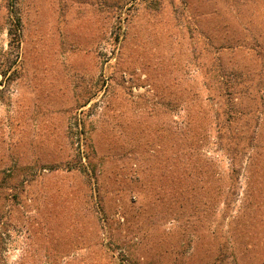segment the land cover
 Listing matches in <instances>:
<instances>
[{
	"label": "rangeland",
	"instance_id": "1",
	"mask_svg": "<svg viewBox=\"0 0 264 264\" xmlns=\"http://www.w3.org/2000/svg\"><path fill=\"white\" fill-rule=\"evenodd\" d=\"M109 3L116 7L114 14L106 10L111 8ZM16 6L12 11L22 18V74L16 82L11 80V71L0 75V182L8 178L4 169H13V181H20L26 177L25 166L35 169L41 159L52 163L75 153L77 140L71 137L74 130H68L70 119L89 107L76 110L77 95L99 87L102 74L114 72L120 77L123 72L124 86L115 88L106 118L86 128L95 161L105 171L98 182L112 198L105 209L111 216L116 211L111 217L115 237L124 236L116 224L119 206L134 215L133 231L128 233L131 240L122 238L121 249L112 245L111 263L207 264L215 259L221 243L216 237V223H220L233 252L226 264H264V50L260 48L264 43V0H120L119 4L116 0H17ZM7 13L6 0H0V54L8 50ZM118 14L123 27L115 29L114 35L121 31L120 41L116 48L106 46L102 41L105 29ZM220 41L230 47L220 50ZM206 43L211 44L204 47ZM194 45L206 52L208 63L215 65L221 56L228 69L248 72L251 85L247 90L251 93L252 85L256 86L258 97L262 96L255 103L245 97L244 107L251 114H245L233 129L240 135L255 132L254 146L260 156L257 175L251 179L258 189L252 203L258 202L261 209L253 205L238 213L241 202L236 199L231 218L216 214L207 179L206 193L197 188L196 202L206 200L205 221L203 213L197 214L202 222L189 227L185 217L165 214L172 198L163 172L168 151L164 127L166 104L180 99V93L176 94L180 71L196 69ZM111 49L115 54H110ZM204 81L198 76L191 84L199 92L201 106L208 109ZM102 100L104 93L99 92L90 103L98 102L101 107ZM203 151L210 161L216 155L211 142ZM244 169L239 179L240 199L247 189ZM131 174L139 180L126 186ZM82 181L50 175L33 182L18 203L5 202L9 237L1 252L2 263L90 264V259L107 263L111 252L106 254L87 243L83 195L88 187ZM131 195L136 198L133 206ZM136 240L137 246L132 244ZM122 250L130 251L137 262L118 259Z\"/></svg>",
	"mask_w": 264,
	"mask_h": 264
},
{
	"label": "trees",
	"instance_id": "2",
	"mask_svg": "<svg viewBox=\"0 0 264 264\" xmlns=\"http://www.w3.org/2000/svg\"><path fill=\"white\" fill-rule=\"evenodd\" d=\"M116 1L118 4L120 3V0ZM105 2L108 3L109 1ZM16 4L17 0H6L9 18V27L7 29L8 50L0 54V75L4 77L7 71H11L12 82H16L22 74L19 52L22 43V18L19 13L12 11ZM109 4L111 8L106 10L111 9L114 14L116 11L113 8L116 7L113 6L114 3ZM121 20V16L118 14L112 24L105 29L102 41L106 46L114 45L115 48L117 47L121 31L119 30L120 32L115 35L114 32L115 29H122ZM194 40L195 38H191V41ZM195 41L197 42V40ZM227 43L220 41L218 48L227 50L230 47L224 45ZM210 44L206 43L204 47H209ZM260 48L264 50V43H262ZM114 50L111 49V55L115 54ZM193 50L196 51L193 56V60L197 62V65H194L196 69L192 70L191 73L186 72V70L180 71V91H176V94L180 93V99L169 101L166 104L168 121L165 124L164 132L168 151L163 171L170 186V196L172 198V202L167 205L168 211L165 214L167 216L185 217L184 221L187 222L189 227H193L195 222H202V217H196L197 214L203 213V223L205 221L206 200H201L199 205L196 202L199 189L206 193L205 182L207 179L210 180L211 184L210 190L208 189L211 194V206L214 207L216 214L222 213L223 217L231 218L234 204L236 205L238 201L236 199L241 202L237 206L238 213L243 214L245 210L250 209L254 205L252 200L255 198L258 189L253 186L255 181H251V179H254L253 176L257 175L256 169L260 156L254 146L256 140L255 132L249 131L244 135H240L235 133L233 129L243 119L245 114H251V111H246L244 107L245 97L248 99L252 98L254 103L258 102V98L262 100V96L258 97L260 92L256 86L252 85L253 90L251 93L247 90L248 85H251V83H248V72H243L241 69H228L221 62V56L216 59L215 65L210 64L206 58V52L201 49L197 50V45H194ZM106 61L109 60L106 59ZM189 65L190 62H187V67ZM121 74L120 77H117L114 72L104 73L101 76L99 87L92 86L87 92L77 95L76 110L88 105L89 107L85 111L75 112L70 119L71 123L68 130H74L71 137L76 138L77 142L75 144L77 147L75 153L70 155L68 159H58L52 163H47V161L41 159L37 162L35 169L25 166L24 168H27L28 171L26 172V177L20 181H13L11 175L13 169H4L3 174H7L6 177L8 176V178L0 182V264H4L1 261V252L5 250V246L8 243L6 239L9 237L5 222V202L10 200L18 203L20 195L25 191L28 192L30 187L33 186V182L54 174H61L65 177L71 176L80 179V181L83 179V185L85 188L88 187L83 195L87 204L85 218L88 231L90 230L89 232L87 231V243L89 247L102 248L106 254L111 252L109 257H107L109 260L106 264H112L110 258L114 253L113 244L121 249L122 245L118 244L122 238L127 241L131 240L128 233L133 231L131 222H134V215L119 205L121 209L120 219L116 221V224L121 227L120 232H124V236L120 239L115 237L112 232L111 225L114 221H111V217L116 211L111 216L105 209V203L112 198L107 195V187L103 183L99 184L98 182V179L104 176L105 171L100 169L97 161H95L91 137L87 135L86 130L87 126L93 121L106 118V113L113 105L115 88L124 86L125 80L122 77L124 73L122 72ZM198 76L205 80L202 85L208 92V98L205 99L206 101L209 99L210 105L208 109L201 106L202 101H200L199 92L191 84ZM141 84L144 86V83ZM99 92L104 93L101 107L98 106V102L90 103ZM141 101L144 102L146 99L141 97ZM179 111L180 114L178 113ZM209 111L211 115H209ZM252 115L256 116L254 119L258 124V117L254 111ZM207 127L209 130L206 129ZM66 138L69 140V136H66ZM210 142L216 154L211 161L207 158L205 151H203V146ZM243 163H245L246 168ZM208 165L210 166L208 167ZM243 169L248 173L246 178L247 189L244 190V193L241 192L244 198L240 199L239 179ZM130 171L133 173L134 170L131 169ZM126 180L128 182L126 186H128L138 181L139 178L131 174L130 178ZM200 182H202V186L197 187V183ZM60 190H62L61 187L58 189V194ZM135 199L133 195L129 196V203L132 206L135 203ZM119 200L117 201L120 204ZM112 202L116 203L113 200ZM254 206H256V209H261L258 202ZM197 209H199V213L196 212ZM141 212L144 213L145 210ZM120 221H122L121 224ZM220 227L221 224L216 223V237L221 241L218 252L215 259L207 264H226V258L233 254L227 242V237ZM132 244L137 246L138 241L136 240ZM184 256L188 259V255ZM233 257H236L235 253ZM90 258L91 255L89 256ZM118 259L127 262H137L132 259L130 251L127 250H122L118 254ZM139 259H142V256L138 255ZM90 264L99 263H95V261L90 259Z\"/></svg>",
	"mask_w": 264,
	"mask_h": 264
}]
</instances>
